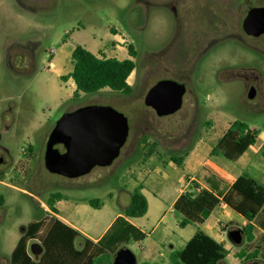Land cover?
I'll return each instance as SVG.
<instances>
[{
	"label": "rangeland",
	"instance_id": "1",
	"mask_svg": "<svg viewBox=\"0 0 264 264\" xmlns=\"http://www.w3.org/2000/svg\"><path fill=\"white\" fill-rule=\"evenodd\" d=\"M162 1L0 0V154L5 159L0 163V238L10 236L6 251L13 243L11 232H20L23 224L26 230L32 219H44L41 233L45 232L55 215L45 201L52 192L64 196L58 218L97 237L129 205L134 187L142 184L149 211L135 222L147 236L119 246L131 249L137 264H172L171 253L183 248L198 228L212 235L210 225L217 216H221L217 233L232 247L222 264H250L246 256L236 255L254 250L239 214L216 208L205 223L180 227L172 203L181 188L192 190L193 181L201 186L204 175L211 173L203 165L189 181L191 170L183 162L192 153L203 162L214 161L235 156L238 147L239 156L255 152L258 163L264 162V62L256 60L252 67L254 56L247 50L225 45L206 50V60L199 58L191 52L200 42L190 28L178 29L175 14L160 8ZM130 43L138 52L128 79L134 88L130 95L104 88L72 99L75 84L68 74L76 45L126 58ZM246 78L258 88L251 101ZM161 79L187 83L185 104L174 114L159 116L145 104L148 90ZM90 104L111 105L128 117L130 132L120 155L111 165L96 166L76 178L48 171L45 148L56 122ZM235 120L256 132L240 135L231 130ZM252 136L254 144L249 141ZM56 147L64 151L62 145ZM27 148L30 154L25 153ZM172 156H182V164ZM252 175L262 181L260 175ZM95 199L100 207L90 203ZM232 229L243 232L241 244L230 240ZM263 231L255 228V241ZM83 241L77 238L76 246L82 247Z\"/></svg>",
	"mask_w": 264,
	"mask_h": 264
},
{
	"label": "trees",
	"instance_id": "2",
	"mask_svg": "<svg viewBox=\"0 0 264 264\" xmlns=\"http://www.w3.org/2000/svg\"><path fill=\"white\" fill-rule=\"evenodd\" d=\"M128 54L129 57L122 59L109 57L76 45L72 51L74 66L68 74L75 84L72 99L81 93L98 92L104 88L130 95L134 88L128 79L136 68L135 59L138 55L132 43L128 44ZM230 129L239 131L240 135L256 132L255 129L250 130L248 123L240 120H235ZM249 141L254 144L255 138L252 136ZM25 151L30 154V148ZM261 151L264 156V143ZM171 159L178 165L183 161L182 156H172ZM204 182L206 186L202 187L193 181V189L182 192L174 202L173 209L179 216V226L204 223L215 208L224 203L246 221L243 230L248 242L255 241V228H264V184L246 172L233 183L211 172L204 175ZM61 199L63 195L59 191L49 194L46 203L53 213H58L56 203ZM90 203L96 207L101 204L98 199ZM148 207L143 185L139 184L134 187L131 201L124 212L115 218L97 241L84 237L82 248L76 246V239L82 234L57 216H51L44 233H41L44 219L30 221L11 254L10 264H113L112 253H116L120 245L142 241L146 237V233L130 222L129 218L145 215ZM39 237L44 250L40 259L34 260L28 253L27 245L30 240ZM258 241L264 244V233ZM261 249L264 257V247L259 246L250 253L241 252L239 255L254 261ZM227 254L228 250L222 242L198 228L183 248L171 253V261L172 264H218Z\"/></svg>",
	"mask_w": 264,
	"mask_h": 264
},
{
	"label": "water",
	"instance_id": "3",
	"mask_svg": "<svg viewBox=\"0 0 264 264\" xmlns=\"http://www.w3.org/2000/svg\"><path fill=\"white\" fill-rule=\"evenodd\" d=\"M186 85L173 79L157 81L147 92L145 104L159 116L176 113L183 105ZM252 87L248 96L253 98ZM130 132L128 117L111 105H85L64 114L48 136L45 166L48 171L69 178L89 173L96 166H109L120 155ZM56 145H63L61 151ZM4 158L0 155V162ZM234 244H241L240 229L228 231ZM113 264H137L134 252L121 248ZM250 264H258L253 261Z\"/></svg>",
	"mask_w": 264,
	"mask_h": 264
},
{
	"label": "flooded vegetation",
	"instance_id": "4",
	"mask_svg": "<svg viewBox=\"0 0 264 264\" xmlns=\"http://www.w3.org/2000/svg\"><path fill=\"white\" fill-rule=\"evenodd\" d=\"M160 5V8L175 14L180 31L191 29L193 37L200 42L191 53L199 58L206 60V50L225 45L247 50L254 56L250 62L252 67L256 60L264 62V0H227L222 4L213 0H163ZM238 72L237 75H242ZM246 79L249 87L247 98L251 101L257 96L258 88L254 80ZM181 83L186 85V92L180 109L188 94L187 83ZM252 87L256 89V95L250 98L248 93ZM4 162L5 159L0 163Z\"/></svg>",
	"mask_w": 264,
	"mask_h": 264
},
{
	"label": "crops",
	"instance_id": "5",
	"mask_svg": "<svg viewBox=\"0 0 264 264\" xmlns=\"http://www.w3.org/2000/svg\"><path fill=\"white\" fill-rule=\"evenodd\" d=\"M115 35L117 36V34H115ZM117 41H119V40H117ZM73 66H74V64H73ZM74 90H75V87H74ZM237 153H239L238 147L237 148H234V150H233V153L232 154H234L235 156H226L225 159H220V160L214 159V161H206V162H203V158L198 153H192L188 157V159H186L183 162V165H185L186 167H188L191 170L190 172L187 173V178L189 179V181L193 180L195 178V174H197L200 171L201 167H203V165H205V167L208 168L211 172L215 173L216 175H218L219 177H221L222 179H224L228 183H233L237 179L238 176H240L241 174L245 173V171H243V170H247V171L251 172L252 174L260 175L262 177V181H260V182L262 184H264V162L258 163L257 156H256V153L255 152H246V155H250V157H245L243 155L242 156H239ZM252 174H251V176L254 177V175H252ZM201 186L202 187H205L206 184L205 183L204 184H201ZM182 192H183V189L181 188L180 189V194ZM180 194H178L174 198L172 204H174V202L176 201L177 197ZM47 198H46V200H47ZM63 199H64V196H63ZM63 199L57 201V203H56L57 209H58V205L62 202ZM148 204H149V201H148ZM216 208H221V213H222V211H225V210H223L225 208L228 209V210H230V211H232V212H235V211H233L230 207H228L224 203H220V205L217 206ZM124 210H123V212H124ZM172 210L175 212L176 215H178L177 212L174 209H172ZM148 211H149V207H148ZM148 211H147V213H148ZM123 212H117L115 214V216L107 223L106 227L102 230V232L100 233V235H98L97 237H93V236L89 235L85 230H81L78 227H76L74 224H72L69 221H67L66 219H64L63 217H61V218L64 221H66V224H68V225L74 227L75 229H77L82 234L81 238H83V240H84V237H85V238H89V239H91V240H93L95 242V241H97L106 232V230L111 226V224L113 223V221L115 220V218L117 216L121 215ZM54 214H55V216H57V214H59V209H58V213L57 214L54 213ZM211 216H212V214H211ZM210 217L208 219H210ZM136 218H138V217L129 218V220L136 227H138L143 232H145L142 229V227L135 222V219ZM39 219H42V218H38V219L36 218V219H32L30 221L39 220ZM220 220H221V216H217V217H215V219L213 220L212 224L210 225L211 229L213 228L212 231H211L212 232V235L211 236L214 237L219 242H222L224 244L225 248L228 250V253H229L231 251V248H232L231 247V244L226 243V241L224 240L223 236L220 233H217V225L219 224V221ZM243 223H246V221L244 220ZM26 227H27V225H26ZM24 232H25L24 224H23L20 232H18V233H16L15 231L14 232H11L10 235H11V237L13 239V243L10 246L9 251H6V243H7V240L10 238V236L6 234V235H4L3 237L0 238V264H10L11 254L14 251V249H15V247H16V245H17V243H18V241H19V239L21 237V235ZM263 233H264V231H263ZM146 236H147V233H146ZM251 243H254L252 245L253 249L255 247H257V246L262 247V248L264 247V244L261 243L258 240L253 241ZM251 243H250V245H251ZM82 247H83V245H82ZM82 247H80V248H82ZM27 249H28V253L31 255V257L34 260H39L40 257H41V255H42V253H43V250H44L42 244L39 243V242H37V239L30 240L28 242ZM240 253L241 252H239V253L236 252V255H239ZM223 260L224 259H222L221 261H219L218 264H222ZM256 260L257 261H259V260L264 261L263 249H261L260 254H259V257ZM249 263H251V260L249 261Z\"/></svg>",
	"mask_w": 264,
	"mask_h": 264
}]
</instances>
